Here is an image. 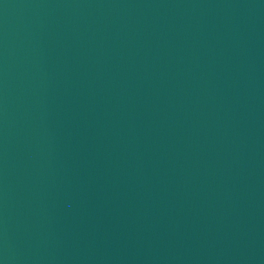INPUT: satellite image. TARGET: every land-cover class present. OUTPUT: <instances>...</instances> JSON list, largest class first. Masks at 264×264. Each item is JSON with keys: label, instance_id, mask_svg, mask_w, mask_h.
<instances>
[{"label": "water", "instance_id": "obj_1", "mask_svg": "<svg viewBox=\"0 0 264 264\" xmlns=\"http://www.w3.org/2000/svg\"><path fill=\"white\" fill-rule=\"evenodd\" d=\"M0 264H264V0H0Z\"/></svg>", "mask_w": 264, "mask_h": 264}]
</instances>
